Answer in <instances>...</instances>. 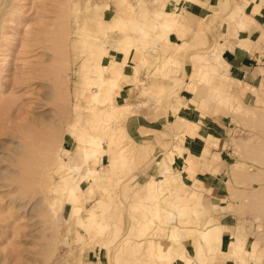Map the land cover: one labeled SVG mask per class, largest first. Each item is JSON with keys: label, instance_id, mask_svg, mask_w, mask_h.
<instances>
[{"label": "rangeland", "instance_id": "obj_1", "mask_svg": "<svg viewBox=\"0 0 264 264\" xmlns=\"http://www.w3.org/2000/svg\"><path fill=\"white\" fill-rule=\"evenodd\" d=\"M2 1L0 264H264V23L252 16L264 0ZM226 27L259 51L249 81L217 60ZM96 52L114 57L102 70L119 83L97 105ZM189 101L229 123L227 208L183 178ZM146 113L162 127L133 136L128 119ZM93 132L99 158L86 157Z\"/></svg>", "mask_w": 264, "mask_h": 264}, {"label": "crops", "instance_id": "obj_2", "mask_svg": "<svg viewBox=\"0 0 264 264\" xmlns=\"http://www.w3.org/2000/svg\"><path fill=\"white\" fill-rule=\"evenodd\" d=\"M197 1L201 4L202 0ZM249 14L252 15L253 13ZM252 16L254 21L257 22L256 24L264 23V7ZM198 17H200V14H198ZM223 30L222 35L224 36L219 40L225 41L229 39L233 42L231 43L230 41H227L224 43V47H226L217 51L221 56L220 58L223 60L224 70L228 71L229 68V74L236 81H249V75L252 71L251 68L254 66L253 61L259 56V51H252L251 48L254 49L255 45L248 47L240 40L236 41L237 43L234 42L233 37H228V27ZM183 31L185 32V30ZM184 32L182 34H185ZM255 32L256 31L251 34L249 27H245V29H242L241 27L237 28V34L239 37L252 39ZM196 33L202 32L197 30ZM188 44L190 43L188 42ZM189 46L190 45H188V47ZM173 56L174 54L172 57ZM122 90L126 98L131 99V101L134 97L138 96L137 94H133L130 82L124 83ZM190 98L193 97L191 96ZM218 109L219 106L216 103H214V105H212V103L202 104L199 102L195 104L189 101L188 106H183L179 110L178 114L188 119L194 132L192 134H186L184 142L186 151L183 156L179 157L181 158L179 160L180 162L185 163L186 159L190 158L195 162L192 169L187 168L183 171V178L188 184L187 188L190 193L193 190L207 193L217 205L221 208H227L232 204V201H225V199L229 197V190L226 185V178L228 177L227 169L231 158L229 152L230 147H227L229 123L227 122L226 117L215 112ZM146 115L137 114L133 117L130 116L128 119V129L133 136L135 134L139 135L140 129H160V127H162L160 119L150 120L148 119V113H146ZM176 120L177 118H174L173 122ZM234 218L233 215L225 214L220 216L217 220V223L224 226V247L228 240L226 237H229V240L232 238L230 234L232 231L231 229L234 226ZM251 238L252 237L250 236L248 241H251ZM247 251L249 252L250 250L247 249ZM217 254H220L223 258L227 256L229 257V254L224 251L215 252L212 257H215ZM220 264H230V260L220 259Z\"/></svg>", "mask_w": 264, "mask_h": 264}, {"label": "bare ground", "instance_id": "obj_3", "mask_svg": "<svg viewBox=\"0 0 264 264\" xmlns=\"http://www.w3.org/2000/svg\"><path fill=\"white\" fill-rule=\"evenodd\" d=\"M3 4H5V3H2V5ZM1 7L2 6L0 5V9L2 10ZM181 20H183V19H181ZM180 23H181V21H180ZM128 38L129 37L126 38V41H127ZM129 41L130 40L128 39L127 42L129 43ZM96 53H97V55L95 57V60L93 59V61L95 62V69L97 70V73L94 74V79L90 76L91 70L89 71L88 75H89V77L91 79L95 80L99 84V87H100V88L97 89V91L95 92V95H94V98H95L94 101H95V104L97 105L100 101L106 99V98L105 99H102L103 96H104V92L105 93L107 92V95H108V98L107 99H109V100L112 101L113 98H114L113 92L119 87V83H117V82L114 81V77L113 76H108V77L104 76V71L102 70L103 67H104L103 65L108 66V65H113V64L115 65L116 64V60L114 59V57L113 56H106V55L102 54V52L101 53L100 52H96ZM220 57L221 56L219 55L217 57V60L220 59ZM105 58H108V61L107 62L104 61ZM107 78H108V81L106 82L105 79H107ZM89 84H90V81L88 82V85ZM111 104L113 105V102ZM113 107H114V105H113ZM187 133H192V132L190 130H187ZM86 141L91 146V148H90L91 151H90V153H87L86 157H88V156H96L97 158H99V156H101L102 154H104V152L106 151V148H105L104 143H103V139H102V137L98 133H95V132L91 133L89 139H87ZM57 168L58 167H56V169ZM178 205H180V204L178 203ZM212 229L213 228L211 227L209 229H206V230H203L202 231L203 237L205 238V240L209 241L213 237V234L215 232H213Z\"/></svg>", "mask_w": 264, "mask_h": 264}]
</instances>
